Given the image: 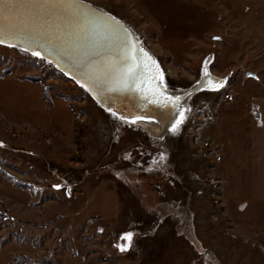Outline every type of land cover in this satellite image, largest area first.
I'll use <instances>...</instances> for the list:
<instances>
[{
	"label": "rangeland",
	"instance_id": "obj_1",
	"mask_svg": "<svg viewBox=\"0 0 264 264\" xmlns=\"http://www.w3.org/2000/svg\"><path fill=\"white\" fill-rule=\"evenodd\" d=\"M84 2L133 31L168 89L227 80L159 140L0 45V264H264V125L248 110L264 46L227 0Z\"/></svg>",
	"mask_w": 264,
	"mask_h": 264
},
{
	"label": "water",
	"instance_id": "obj_2",
	"mask_svg": "<svg viewBox=\"0 0 264 264\" xmlns=\"http://www.w3.org/2000/svg\"><path fill=\"white\" fill-rule=\"evenodd\" d=\"M70 2L79 6L66 8L59 0H11L12 9L3 11L0 5V40L20 45L32 53L39 52L41 57L54 62L64 73L85 83L82 75L84 62L101 51L99 44L104 43L114 58L124 55V46L108 45L104 40L105 34L93 19L78 14L92 13L95 17H102L103 13L78 0ZM110 23L126 29L116 20ZM128 42L137 48L135 55L142 61L136 71V84L121 91L97 89L93 93L114 108L129 113L131 118L145 117L154 111L156 118L164 120L160 121L161 124L166 125L179 108L180 101L176 107L173 106L168 99L170 96L161 87L156 63L148 61L138 51L141 47L132 34Z\"/></svg>",
	"mask_w": 264,
	"mask_h": 264
},
{
	"label": "snow or ice",
	"instance_id": "obj_3",
	"mask_svg": "<svg viewBox=\"0 0 264 264\" xmlns=\"http://www.w3.org/2000/svg\"><path fill=\"white\" fill-rule=\"evenodd\" d=\"M59 3L66 8H77L79 6L78 3H71L70 0H59ZM0 5L3 6V11H10L13 7L11 0H0ZM83 15L84 17H91L96 24V26L105 34L104 40L108 45H123L124 55L120 57H113L110 54V50L105 47L104 43L98 45L101 51L96 52L93 57H89L84 62V71L82 73L85 83H82L81 80H77L78 84H82L90 92H95L97 89L100 91H121L130 86L136 84V71L140 67L142 61L138 60V57L135 55L137 52V48L134 45L129 44L128 37L131 35L127 29H122L117 27L116 25L111 24V21H115V17L111 15V13H105L102 17H95L92 13H78ZM121 32L123 36H121ZM215 39H219V37H215ZM3 40H0V43H3ZM27 50V49H25ZM138 51L143 53L145 57H147L148 61H151L155 64L154 59L144 51L143 48H139ZM34 55L40 56L39 52H33ZM204 75L207 77L208 73L205 69ZM248 75H253L252 73H248ZM161 81L163 77H160ZM227 78L224 80L216 79L214 82L212 80L209 83L204 84L203 86L207 89L211 90H219ZM201 81H197V84H200ZM169 100L173 102V106L176 107L178 102L180 101V96H170ZM109 112L112 113L113 116H116L115 112H112V109H108ZM184 110H180V118H177L175 123L171 125L170 131L172 133H176L178 131V126L183 122ZM122 120L127 121L128 118L121 116L119 117ZM140 119L143 120L145 117H134L133 123L135 120ZM149 119H151L149 117ZM161 159H163V154H161ZM54 187L59 188L60 185H54ZM126 239H131L132 233L127 232L124 234ZM121 250H123L126 245L120 246Z\"/></svg>",
	"mask_w": 264,
	"mask_h": 264
},
{
	"label": "bare ground",
	"instance_id": "obj_4",
	"mask_svg": "<svg viewBox=\"0 0 264 264\" xmlns=\"http://www.w3.org/2000/svg\"><path fill=\"white\" fill-rule=\"evenodd\" d=\"M78 1L81 2V3H83V4H87L89 6H92L93 8H95L96 10L100 11L103 14L107 13V12L103 11L102 9H100V8L94 6V5H91L89 3L84 2V0H78ZM112 16H114V15H112ZM115 18H116L115 19L116 21H118L121 24H123V26L133 35V37L135 38V40L137 41V43L139 44V46L141 48H143L144 51L147 52L154 59V61L156 63V66H157V69H158L159 76L161 77V75H162V77H163L162 70L160 69L158 62L155 60V58L153 57V55L140 43V41L138 40V38L136 37V35L133 33V31L122 20H120L117 17H115ZM0 45H4V46H7V47H13V48H19L20 50H23V51H25L27 53L33 54L29 50H25L26 48L21 47L20 45H16V44L14 45L12 43H0ZM38 57H40V58H42V59L50 62L51 64H53L60 72H62L67 77L71 78L73 81H75V82L77 81V80H75V78H73L70 75L64 73L65 71L63 72L60 69V67L57 66L54 62H51V60H47V59H45V58H43L41 56H38ZM210 80H212L214 82L215 79L211 75H208L207 77L205 76V77H203L202 80H200L201 81L200 84H197V82H196V83H194L192 86H190L188 88H182L181 87V88H178L176 90H170V89H168L164 85L163 80L161 81V79H160V81H161V87L165 90V92L169 96L176 95V96H180L181 97L179 108H177V110H175V112L172 114L173 117L170 119V121L166 125L161 124L160 121H164V120H162L161 118H156L157 115H156V113L154 111L152 113H150L151 115L150 114H146L145 119H143V120L137 119L135 121H138V123H139L138 125L139 126L143 127L144 129H147L149 131V133L151 134V137H153L154 139H159L160 140L162 138H166L169 134L172 133L170 131L171 125L173 123H175V121H176L177 118H180V110H184V116H185V113L187 112V110L190 107V103L192 102V100L194 99V97L197 94H199L201 92H205V91H215V90L207 89V88H205L203 86L204 84L209 83ZM78 85H80L81 87H83L82 84H78ZM83 88L89 93V95L104 110L108 111V109L111 108L112 109V112H115L116 113V116H118V117L124 116V117H127L128 118L127 121H130V122L133 121L132 120L133 118H131L129 116V113L122 112V111L118 110L117 108H114L113 105H111L109 103H106L104 100H102L98 96H96L93 92H90L85 87H83ZM149 117L151 119H149ZM153 117H155L157 120L156 119H153ZM158 119H159V122H158Z\"/></svg>",
	"mask_w": 264,
	"mask_h": 264
},
{
	"label": "crops",
	"instance_id": "obj_5",
	"mask_svg": "<svg viewBox=\"0 0 264 264\" xmlns=\"http://www.w3.org/2000/svg\"><path fill=\"white\" fill-rule=\"evenodd\" d=\"M227 1L240 19L244 39L264 46V0ZM248 104L251 120L264 125V95L253 96Z\"/></svg>",
	"mask_w": 264,
	"mask_h": 264
},
{
	"label": "trees",
	"instance_id": "obj_6",
	"mask_svg": "<svg viewBox=\"0 0 264 264\" xmlns=\"http://www.w3.org/2000/svg\"><path fill=\"white\" fill-rule=\"evenodd\" d=\"M3 218H5V217H3ZM18 258H19V256H18ZM23 261H24V264H39V261H36L35 263H33L27 259H24ZM20 263H21V261L17 260L16 262H13L12 264H20Z\"/></svg>",
	"mask_w": 264,
	"mask_h": 264
}]
</instances>
